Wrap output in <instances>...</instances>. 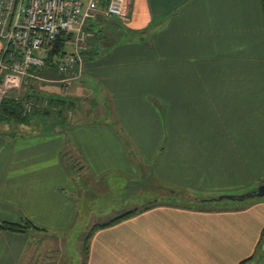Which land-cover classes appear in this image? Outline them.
<instances>
[{
    "label": "crops",
    "instance_id": "crops-1",
    "mask_svg": "<svg viewBox=\"0 0 264 264\" xmlns=\"http://www.w3.org/2000/svg\"><path fill=\"white\" fill-rule=\"evenodd\" d=\"M128 6L124 17L100 13L88 24L80 68L84 81L106 93L102 118L74 119L71 110L69 125L51 132L0 128V221L35 226L0 229V264L36 263L45 242L72 231L80 213L76 168L90 183L142 175L201 196L264 183L262 0ZM54 61L47 56L39 71L53 77ZM170 203L96 230L86 264H241L250 257L246 264H264V197L217 207Z\"/></svg>",
    "mask_w": 264,
    "mask_h": 264
},
{
    "label": "rangeland",
    "instance_id": "rangeland-1",
    "mask_svg": "<svg viewBox=\"0 0 264 264\" xmlns=\"http://www.w3.org/2000/svg\"><path fill=\"white\" fill-rule=\"evenodd\" d=\"M73 45L74 42L70 39L65 48L66 53L57 54L58 60L70 55L73 52ZM48 49L50 52L52 47L49 46ZM88 49H90V43ZM50 65H54L55 68H52L56 69L53 77L46 76L39 71L40 78L24 83L21 87L9 91V96L4 97L3 102L10 97L21 101L23 115L30 118L29 123L18 124L8 121L0 124L1 130L20 136L42 131L51 132L69 125L71 110L75 112L74 119L78 120L102 118L105 115L104 106H109L110 103L104 97L106 93L99 85L93 83L89 77L84 81L82 75L80 76L79 67L75 70L76 73H72L71 71L61 72L58 70L56 61ZM72 90L77 91L76 96H70L74 92ZM30 91H34L35 94L30 95ZM51 94L58 97H49ZM29 104L32 108L26 112V106ZM69 158L70 156L66 153L65 160L73 164ZM71 169L73 171L75 167L72 165ZM75 172L80 186L79 190L74 193L79 203L80 212L76 223L72 231L64 235L61 241L55 240L54 236L48 237L51 245L42 241V243L45 242L46 247L45 249L40 248V251L37 250V262L33 264H85L89 235L96 227L112 221L124 213L141 210L156 203L168 204L171 202L185 205L178 199L165 197L160 185L153 183L152 179L145 180L142 175L134 178L133 183H128L127 179L121 176H107L102 182L90 183L83 175L77 174V168ZM191 196H196V193ZM240 202L222 199L219 202L203 206L217 207L239 204Z\"/></svg>",
    "mask_w": 264,
    "mask_h": 264
},
{
    "label": "built area",
    "instance_id": "built-area-1",
    "mask_svg": "<svg viewBox=\"0 0 264 264\" xmlns=\"http://www.w3.org/2000/svg\"><path fill=\"white\" fill-rule=\"evenodd\" d=\"M128 5L129 0H108L105 6L102 0H0V110L9 91L40 78L49 46L63 34L73 37V52L61 60L54 58L58 70L76 73L89 45L88 22L100 13L124 17ZM31 108L26 106V112Z\"/></svg>",
    "mask_w": 264,
    "mask_h": 264
},
{
    "label": "trees",
    "instance_id": "trees-1",
    "mask_svg": "<svg viewBox=\"0 0 264 264\" xmlns=\"http://www.w3.org/2000/svg\"><path fill=\"white\" fill-rule=\"evenodd\" d=\"M107 1L108 0H102V5L105 6L107 4ZM262 5L264 8V0H262ZM87 28L89 29V25L87 26ZM70 39L71 41H73L71 35L63 34L55 42L52 43L51 45L52 49L50 50L49 55H48L49 63L52 62L54 56H56L57 54L66 53L65 48H66L67 43L70 41ZM0 120L16 122L18 124H28L30 121V118L23 115L21 101L16 98L10 97V98H7L3 102L2 109L0 110ZM160 188L164 191L165 197H168L169 199L171 197L174 199H178L179 202L185 203V205H182L184 207H189V208H193L197 206L201 207L204 204H208L212 202H219L218 200H216L218 196H199L198 194H196V196H191L195 193L190 192L186 189L174 188V187L165 186V185L160 186ZM135 213H137V210L129 212L121 217H118L110 222H107L101 226L96 227L89 235L87 249L89 250V243H90L91 237L95 233L96 230L111 226L115 223H118L125 217H128L129 215H133ZM33 228H35V226L32 223H30L28 220H25L23 223L0 221V229L2 230L27 232ZM263 245H264V236L260 242V250L263 248ZM88 250H86V254L88 253ZM253 258L254 257H250L246 259L245 261H243L241 264H246L250 262Z\"/></svg>",
    "mask_w": 264,
    "mask_h": 264
},
{
    "label": "water",
    "instance_id": "water-1",
    "mask_svg": "<svg viewBox=\"0 0 264 264\" xmlns=\"http://www.w3.org/2000/svg\"><path fill=\"white\" fill-rule=\"evenodd\" d=\"M258 197H264V183L261 184L258 188L244 192L242 194H222L218 196L216 200L220 201L222 199H231L234 201H245Z\"/></svg>",
    "mask_w": 264,
    "mask_h": 264
}]
</instances>
